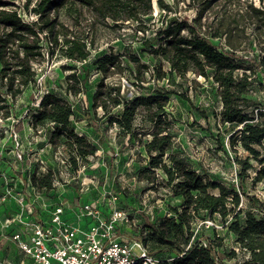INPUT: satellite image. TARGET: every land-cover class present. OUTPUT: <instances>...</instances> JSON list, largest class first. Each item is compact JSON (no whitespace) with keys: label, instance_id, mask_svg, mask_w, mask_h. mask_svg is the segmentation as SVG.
I'll return each instance as SVG.
<instances>
[{"label":"trees","instance_id":"1","mask_svg":"<svg viewBox=\"0 0 264 264\" xmlns=\"http://www.w3.org/2000/svg\"><path fill=\"white\" fill-rule=\"evenodd\" d=\"M178 1L170 4L165 0H24L21 9L25 14H33L32 18L24 19L16 8L7 7L11 1L0 0V114L8 117L10 103L35 83L32 62L43 57L44 42L47 51L58 48L67 59L83 61L90 54L86 47V42L92 43L89 30L97 22L118 29L131 27L135 35L141 34L143 50L158 61L143 62L132 49L126 54L106 52L97 56L92 63L101 78L92 94L90 108L94 112L100 107L105 114L109 106L121 105V112L110 116L108 122L126 134L132 131L137 111H143L150 137L142 144L147 164L138 170L137 177L153 185L159 171L160 181L170 189L171 195L181 198L180 204L170 205L171 215L156 221L144 217L143 231L133 233L134 238L157 259L156 264H225L216 257L217 245L209 237L194 234L192 224L198 215L203 216L202 221L207 220L205 214H216L221 219L231 216L228 228L246 254L233 264H264V212L256 216L253 211H245L241 224L239 193L206 180L172 150L173 120L164 109L170 91L157 87L147 96L127 99L121 95L118 81L104 82L105 78L124 74L126 70L136 84L145 81L146 73L153 81L188 72L210 78L216 84L221 103V108L212 111V115L230 128L229 147L233 151L240 147L247 153L244 157L235 155L233 161L239 166L240 174L252 167L250 159L256 161L253 180L264 182V105L258 104L250 94L256 84L264 82V0H258L259 5L252 0H221V3L188 0V6L195 11L190 19L169 16ZM153 4L163 13L159 21L150 23ZM59 8L72 18L73 28L57 18ZM84 8L90 13L89 19L81 17ZM205 12L211 16L202 22ZM252 46L257 54L248 57L245 50ZM90 108L86 105L82 111L86 123L94 118ZM200 113L206 116L203 111ZM75 116L73 107L53 92L42 94L31 114L34 128L54 122L53 130H45L52 151L63 144L74 166L76 156L85 160V155L97 150L72 128ZM30 181L36 187L49 188L52 183L50 172L39 177L32 174ZM238 186L240 193L245 194L241 185ZM122 196L123 199V193ZM234 255L235 251H230L226 257Z\"/></svg>","mask_w":264,"mask_h":264},{"label":"rangeland","instance_id":"2","mask_svg":"<svg viewBox=\"0 0 264 264\" xmlns=\"http://www.w3.org/2000/svg\"><path fill=\"white\" fill-rule=\"evenodd\" d=\"M8 1H11V5L7 7L16 8L24 19L33 17L32 13L25 14L21 9L24 0ZM165 1L173 3V0ZM217 1L221 3V0ZM252 1L259 5L258 0ZM174 7L175 10L173 9L169 16L175 15L190 19L195 12L192 6H188V0H179ZM161 13L163 11L158 7L155 8L153 4L149 22L159 21ZM210 16V12H205L202 22ZM81 17L89 19L90 13L84 8ZM57 18L73 28L72 18L66 16L62 8L58 9ZM89 32L92 43L86 42V47L90 54L83 61L67 59L58 48L47 51V45L44 42L41 48L43 57H38L32 62L35 69V83L25 88L10 103L11 109L8 117L3 118L0 114V195L7 184L13 191L19 189L21 182L18 176L23 172L27 176L30 175L35 161L41 154L51 161L52 151L44 147L42 136L36 130L40 126L36 128L32 126L31 114L40 96L46 92H53L66 100L76 112L71 122L72 128L75 131L79 130L106 159H110L107 173L100 178L96 189L102 192L107 189L109 182V188L111 186L114 191L123 193L122 207L131 211L134 217V222L128 227L130 230H127L128 235H126L132 239V233L143 231L144 217L156 221L163 216L171 215L170 205L180 204L181 198L171 195L170 189L160 181L162 174L159 171L157 181L153 185L137 177L138 170L147 164V155L142 144L150 137L148 135L150 126L142 116L143 111H137L132 131L126 134L116 125H110L108 122L110 116L121 112V105L109 106L105 114L100 107H97L94 112L90 108L92 94L101 78L100 72L95 69L92 61L106 52L126 54L130 49L136 52L143 62L151 64L157 62L158 59L143 50L141 34L138 32L135 35L129 26L125 25L118 29L97 22ZM147 33L148 36L152 34L150 30ZM214 41L217 42L216 39ZM245 53L246 56L252 57L257 54V51L252 46L248 47ZM121 57L126 61L125 56ZM164 66L167 69V65ZM116 75L113 78H105L104 82L118 81L121 85L120 93L127 99L136 95L147 96L157 87L170 91L167 94L169 99L164 109L173 120L172 150L184 157L187 163L206 180L218 182L239 193L238 208L241 213L238 219L241 224L244 221V212L247 210L253 211L256 216L262 215L264 212V182L253 180L257 163L250 159L252 167L240 174L239 166L233 161V157L235 155L244 157L247 153L240 147H237L236 151L229 147L230 128L227 124L221 125L212 115V111H218L221 108V103L216 84L210 78L204 79L188 72L183 76L173 73L169 79L165 77L153 81L146 73L145 81L136 84L135 79L127 70L124 74ZM261 85L264 86V82ZM261 85L256 84L250 94L258 104L264 105V88H261ZM70 86L72 89L68 90ZM84 105H88L94 117L89 123L82 118ZM200 111H203L206 116ZM18 154H22L23 157L19 159ZM238 185H241L245 194L240 193ZM216 191V189L213 190L214 193ZM201 217L203 216L198 215L192 225L197 228V234L201 235L200 237H209L217 245L215 251L218 260L225 264H233L246 255L236 242L235 234L228 228L232 220L231 216L221 219L216 214L211 216L205 214L204 218L207 220L204 222ZM7 250L1 251L2 259L13 260V258L20 257L19 252L9 251L10 248ZM133 250L136 253L140 251L137 247ZM230 251H235V255L227 258L226 255Z\"/></svg>","mask_w":264,"mask_h":264},{"label":"built area","instance_id":"3","mask_svg":"<svg viewBox=\"0 0 264 264\" xmlns=\"http://www.w3.org/2000/svg\"><path fill=\"white\" fill-rule=\"evenodd\" d=\"M54 126L46 122L36 129L50 151L52 143L45 130ZM50 157L48 161L41 154L30 175L18 176V190L7 184L0 195V249L8 251L7 243L12 241L20 253L18 259L0 257V264H156L138 239L126 236L134 217L122 207V192L109 188V182L102 192L96 189L110 159L96 150L85 160L76 156L74 166L63 144ZM48 172L51 187L31 184L32 174L39 177ZM134 247L140 251L136 253Z\"/></svg>","mask_w":264,"mask_h":264},{"label":"crops","instance_id":"4","mask_svg":"<svg viewBox=\"0 0 264 264\" xmlns=\"http://www.w3.org/2000/svg\"><path fill=\"white\" fill-rule=\"evenodd\" d=\"M7 244H8L7 245V248H10L9 251H17V252H19V250H18L17 246L15 245V243H13L12 241H10ZM1 251H3V249H0V254H1Z\"/></svg>","mask_w":264,"mask_h":264}]
</instances>
